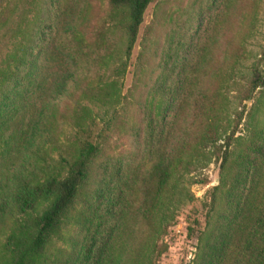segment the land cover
<instances>
[{
  "label": "trees",
  "instance_id": "trees-1",
  "mask_svg": "<svg viewBox=\"0 0 264 264\" xmlns=\"http://www.w3.org/2000/svg\"><path fill=\"white\" fill-rule=\"evenodd\" d=\"M245 1L160 9L135 80L143 94L120 119H100L86 100L116 94L151 0H108L107 29L93 36L77 0H42L16 24L0 65V264H151L176 193L192 196L180 183L205 182L191 172L212 157L219 181L204 224L188 226L192 264H264V115L242 135L244 109L232 122L223 114L232 89L243 104L264 88V46L244 84L235 78ZM17 5L0 0V32ZM120 43L125 57L111 64ZM113 129L125 150H110Z\"/></svg>",
  "mask_w": 264,
  "mask_h": 264
},
{
  "label": "rangeland",
  "instance_id": "rangeland-1",
  "mask_svg": "<svg viewBox=\"0 0 264 264\" xmlns=\"http://www.w3.org/2000/svg\"><path fill=\"white\" fill-rule=\"evenodd\" d=\"M190 0H151L148 4L143 21L139 28L137 39L133 45L130 62L126 67L124 74L118 77V84L116 94L112 95L111 100L106 103L100 101L86 100L93 111L100 119L110 118L115 114V110L119 112V119L128 116L130 111L136 107V101L139 96H142L143 90L140 84L137 83L136 76L139 73L144 60L141 54L145 53L146 46L152 48L151 39L154 35V20L155 15L163 7L171 11L180 6H184ZM78 4L86 7L91 15V22L89 25V35L93 36L96 30L102 26V30L107 29L108 24V0H77ZM42 5V0H18V5L13 12L8 24L0 32V65L5 59L7 53L12 47L14 36L12 34L13 28L23 19L29 20L35 16L39 7ZM245 9L242 11V19L244 26L249 25V34L244 41V57L240 61L239 69L235 72V78L244 84L245 79L249 76L250 65L258 58L261 49L264 46V0H246ZM89 15V17H90ZM119 35V33L117 34ZM101 39V35L97 38ZM122 42V40L117 39ZM125 57V52L121 48V43L111 57V64L119 63ZM107 75V74H106ZM110 80L112 74L107 75ZM104 83V82H103ZM240 87V86H239ZM232 88H237V85ZM244 103H239V99L235 96V90L228 93L224 103L223 114L227 120H233L235 111L243 108V118L240 123L239 134H244L250 122L261 120L264 115V88L261 92L256 91L255 96L251 99H246ZM126 109V110H125ZM125 110V112H124ZM99 125H102L101 121ZM109 148L114 152L125 150L128 147L127 139L123 137L118 129H113L108 138ZM204 166L192 171L191 174H196V178L201 175L204 176L205 182H191L189 179H184L181 186L186 188L191 193V198L183 197V194L176 193L178 197L181 195L182 201L175 209L174 220L166 226L165 233L162 234L160 240L157 241V248L154 249L151 256V264H192L193 257L196 250V239L192 233L188 232V226L195 225L202 226L204 224L205 206L207 200L208 190L219 181V162L213 157L209 160H204ZM194 170V169H193ZM199 174V175H198ZM188 178V177H186ZM64 229V236H68L71 232ZM56 244L60 245L63 238L53 239ZM159 246H165L162 252L159 253ZM52 256V255H51Z\"/></svg>",
  "mask_w": 264,
  "mask_h": 264
}]
</instances>
